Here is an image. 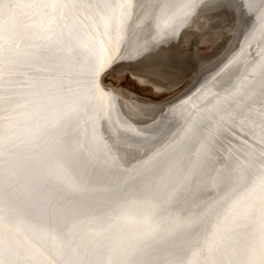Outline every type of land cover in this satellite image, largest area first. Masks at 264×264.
Returning <instances> with one entry per match:
<instances>
[{
	"label": "snow or ice",
	"instance_id": "6c2138e0",
	"mask_svg": "<svg viewBox=\"0 0 264 264\" xmlns=\"http://www.w3.org/2000/svg\"><path fill=\"white\" fill-rule=\"evenodd\" d=\"M0 264H264V0H0Z\"/></svg>",
	"mask_w": 264,
	"mask_h": 264
},
{
	"label": "rangeland",
	"instance_id": "374dc122",
	"mask_svg": "<svg viewBox=\"0 0 264 264\" xmlns=\"http://www.w3.org/2000/svg\"><path fill=\"white\" fill-rule=\"evenodd\" d=\"M193 27H195V26H193ZM188 34H186V36H187ZM191 38V36L190 35H188L186 38H185V41H184V43H185V46H187V41L189 40ZM197 43L198 42H194V43H192V46H191V48H192V52H191V55H192V53L193 54H195L194 56L192 55V57H193V60H194V58L196 57V56H208V55H213L217 50H219V48H217L216 47V42H213V44L212 45H210V46H207V47H204V46H202L201 45V47L200 48H198V46H197ZM232 43V42H231ZM230 43V44H231ZM243 44H244V42H243ZM229 45V44H228ZM195 46V47H194ZM226 46V45H225ZM255 46V47H254ZM246 46L244 45L243 46V48L245 49V52H248L249 50L247 49V47L245 48ZM255 49H254V48ZM193 48H195V49H193ZM247 49V50H246ZM253 51V52H252ZM201 52V53H200ZM250 52L253 54V55H251V56H253V57H255L256 56V52H257V47H256V45H253L252 46V48H251V50H250ZM219 54V55H218ZM222 54V52H218L216 55H215V57H221V58H223V56L221 55ZM228 56V55H227ZM228 58L230 59L231 58V56H228ZM246 60H247V57L245 58ZM244 71V67H243V65H241V72H243ZM189 78H190V76H188V77H186L185 79H184V81H183V83H182V85L180 86V87H177V88H174L173 90H172V92L171 93H169V95L170 96H176V93L177 94H179L178 92L181 90L183 93L185 92V88H189L190 87V84L192 85V84H195V82L193 83V82H191V83H189ZM190 81H195L194 79H192V77H191V79H190ZM188 82V83H187ZM235 82V81H234ZM197 86V85H196ZM196 86H195V88H196ZM195 88H193L192 89V91L189 93V95H188V97L186 98H181V97H184L183 96V93H181L179 96H181L180 97V99H182V100H180V99H178L179 101H180V103H178V105L176 104L175 105V109H177L176 110V113H175V120L176 119H179L180 118V120H182V122H183V124H184V126H185V122H186V120H188V121H190V120H192V119H195V117H196V115L198 114V111H199V109L202 107V106H204L205 105V103H206V101H205V99L203 98V97H198L197 95H199L198 94V92L196 91V89ZM186 90H188V89H186ZM193 90H195L197 93H194L193 92ZM180 91V92H181ZM193 94V95H192ZM194 94H195V96H194ZM197 94V95H196ZM191 95V96H190ZM190 96V97H189ZM192 96H194V97H192ZM192 97V98H191ZM196 97V98H195ZM188 98H189V101H188ZM191 98V99H190ZM185 99V100H184ZM178 100H177V102H178ZM187 100V101H186ZM196 100V101H195ZM184 101V103H182ZM191 101H192V103H191ZM190 103V104H189ZM180 104V105H179ZM183 104H185V105H183ZM178 106V107H177ZM182 106H183V108H182ZM180 108V109H179ZM182 108V109H181ZM178 109H179V111H178ZM175 112V111H174ZM177 112H178V114H177ZM177 114V115H176ZM180 114V115H179ZM179 117V118H178ZM224 157H225V159H227V153L225 152L224 153ZM87 220H89L90 221V219L88 218V219H86V220H84V222L81 224V226L82 227H84V228H87V226H89V223H86V222H88ZM86 221V222H85ZM102 225L101 224H99L98 223V228L99 227H101ZM225 231L226 232H228V230H227V228L225 229Z\"/></svg>",
	"mask_w": 264,
	"mask_h": 264
},
{
	"label": "bare ground",
	"instance_id": "6f19581e",
	"mask_svg": "<svg viewBox=\"0 0 264 264\" xmlns=\"http://www.w3.org/2000/svg\"><path fill=\"white\" fill-rule=\"evenodd\" d=\"M253 24H255V17L253 18ZM243 42H245V37H240V42H239V44H236V41H235V39L232 41V43L231 44H229V45H226V46H224V48H221L220 49V52H222V56L224 57V56H231V55H233L234 53H228V52H226L225 51V49H228V48H231L232 46H234L235 45V47H236V52H239L240 51V48H243V46L245 45V43L243 44ZM195 47V46H194ZM255 47V46H254ZM253 47V48H254ZM246 48V47H245ZM193 49H195V48H193ZM255 49V48H254ZM247 50V49H246ZM253 52V51H252ZM201 53V52H200ZM219 55V54H218ZM251 55H253L252 53H251ZM214 58H215V55L213 56ZM246 58V57H245ZM191 82H195V81H191ZM190 87H191V84H190ZM200 87V85H197L196 86V88L198 89ZM184 88V87H183ZM182 88V89H183ZM195 88V89H196ZM181 89V90H182ZM186 89H188V87L187 88H185L184 90H185V92H187L188 90H186ZM180 90V91H181ZM178 92L179 94H177L176 93V95H180L181 93H183L182 91L181 92ZM195 90H193V92H194ZM194 93H197L196 91L194 92ZM199 94V93H198ZM182 95V94H181ZM193 95V94H192ZM197 95V94H196ZM191 96V95H190ZM189 96V97H190ZM194 96H195V94H194ZM194 96H192V97H194ZM198 97H200V94L199 95H197ZM181 97V96H180ZM191 97V98H192ZM181 98H185V97H181ZM187 98V97H186ZM190 98V99H191ZM196 98V97H195ZM180 100H182V99H180ZM185 100V99H184ZM187 101V100H186ZM188 101H189V98H188ZM196 101V100H195ZM178 103H180V101L178 100V102H176V104L178 105ZM182 103H184V101L182 102ZM191 103H192V101H191ZM190 104V103H189ZM180 105V104H179ZM183 105H185V104H183ZM178 107V106H177ZM176 108V107H175ZM174 108V111H175V113H176V110L177 109H175ZM182 108H183V106H182ZM181 108V109H182ZM180 109V108H179ZM179 109H178V111H179ZM177 114H178V112H177ZM176 114V115H177ZM180 115V114H179ZM179 118V117H178ZM183 127H184V124H183V122H182V120H180V118L179 119H176L175 121H174V126H173V132H175V133H177V134H179V133H181L182 132V130H183ZM212 192H213V195H215V190H211ZM90 219V218H89ZM86 220V219H85ZM88 222H86V223H89V226H87V228H84V227H82L81 225L79 226L80 228H82V229H84L85 231H87V230H89L90 228H98V223H96V222H90L89 220H87ZM227 230H228V232H231L232 231V228L231 227H229V228H227Z\"/></svg>",
	"mask_w": 264,
	"mask_h": 264
},
{
	"label": "water",
	"instance_id": "95a60500",
	"mask_svg": "<svg viewBox=\"0 0 264 264\" xmlns=\"http://www.w3.org/2000/svg\"><path fill=\"white\" fill-rule=\"evenodd\" d=\"M193 29H194V27H193ZM188 35H190V34H188ZM188 35H187V36H188ZM187 36H185V38H186ZM220 49H221V48H219V50H217L213 55H208V56H214V55H216V54L220 51ZM192 55L194 56L195 54L192 53ZM194 61H195V58H194V60H193L192 62L194 63ZM191 77H192V76H190V78H189V82H190ZM192 79H193V77H192ZM187 83H188V82H187Z\"/></svg>",
	"mask_w": 264,
	"mask_h": 264
}]
</instances>
